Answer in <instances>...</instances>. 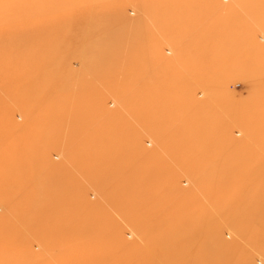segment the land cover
<instances>
[{
    "label": "rangeland",
    "instance_id": "rangeland-1",
    "mask_svg": "<svg viewBox=\"0 0 264 264\" xmlns=\"http://www.w3.org/2000/svg\"><path fill=\"white\" fill-rule=\"evenodd\" d=\"M0 264H264V0H0Z\"/></svg>",
    "mask_w": 264,
    "mask_h": 264
}]
</instances>
